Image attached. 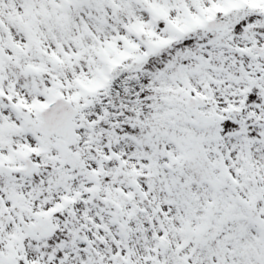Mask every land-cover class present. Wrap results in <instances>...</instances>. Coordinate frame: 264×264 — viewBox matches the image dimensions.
Segmentation results:
<instances>
[{
  "label": "snow or ice",
  "instance_id": "snow-or-ice-1",
  "mask_svg": "<svg viewBox=\"0 0 264 264\" xmlns=\"http://www.w3.org/2000/svg\"><path fill=\"white\" fill-rule=\"evenodd\" d=\"M0 264H264V0H0Z\"/></svg>",
  "mask_w": 264,
  "mask_h": 264
}]
</instances>
